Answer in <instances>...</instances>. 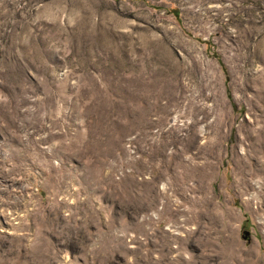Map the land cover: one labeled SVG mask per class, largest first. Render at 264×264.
<instances>
[{
	"label": "rangeland",
	"instance_id": "1",
	"mask_svg": "<svg viewBox=\"0 0 264 264\" xmlns=\"http://www.w3.org/2000/svg\"><path fill=\"white\" fill-rule=\"evenodd\" d=\"M0 264H264V0H0Z\"/></svg>",
	"mask_w": 264,
	"mask_h": 264
}]
</instances>
